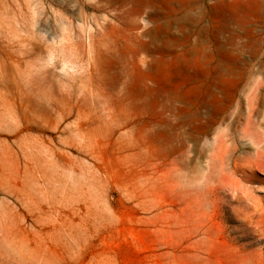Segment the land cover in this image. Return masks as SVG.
<instances>
[{"label":"rangeland","instance_id":"374dc122","mask_svg":"<svg viewBox=\"0 0 264 264\" xmlns=\"http://www.w3.org/2000/svg\"><path fill=\"white\" fill-rule=\"evenodd\" d=\"M147 1L0 0V264H264V0H179L142 90Z\"/></svg>","mask_w":264,"mask_h":264},{"label":"bare ground","instance_id":"6f19581e","mask_svg":"<svg viewBox=\"0 0 264 264\" xmlns=\"http://www.w3.org/2000/svg\"><path fill=\"white\" fill-rule=\"evenodd\" d=\"M147 2H148L147 6L150 5V7L158 5V6H156V9L153 10L152 14H150V16H149V18L152 21H158L162 18L167 19V22H165L164 25L161 24L158 26V30L156 32H154L155 34L151 38L152 39L154 38V40H157L158 38L165 37L167 41H165V45L163 44L162 46H157L150 41H144V42H141V44L133 52V54H132V52L130 53L129 51H124L122 53V55L120 56L121 67L117 68V71H116V73L119 74L120 77H124L126 79L125 84L128 85L127 78L131 74L132 68H134V66H136L137 71L139 72V74H141V76L143 78L142 85H141L142 90H144L143 85H144L145 76L147 74H156L157 73V70H155V69H157V65L155 66L154 63H152V64L149 63L145 68L142 67L141 64L145 62V56H147L150 52H153V51H162L164 53L165 50H171L168 47L169 45H174V44H177L180 42V40L178 39V37L176 35H173V34L168 32V28H170L171 23L178 21V5H179L180 1L179 0H158V1L148 0ZM157 2H158V4H157ZM141 9H142L141 6H137L136 8H134V12H132V14L134 16H139L142 12ZM186 15L188 16L187 12H186ZM191 21L194 22L195 20L191 19ZM152 33L153 32H149V35H152ZM135 56H138V58L136 59ZM190 56H192V55L190 54ZM206 56L210 57V55H206ZM201 58H204V57H201ZM188 61L180 63L176 58H174V60L167 62V60L165 59V56L164 57L160 56L156 59V62H158L162 65H165L167 67L166 71L169 74H172V73L180 74L183 72L189 73L188 72L189 67L193 68L191 73L195 74V75H198L200 73H203L204 75L205 74L210 75L212 72L211 71L212 69H215V70L218 69L217 71H219L220 73L222 71H224L223 65H218L215 68L214 67L211 68L208 63H207L206 68L203 71H199L200 66L196 67V68L194 66H190ZM12 64H16L15 60L12 61ZM197 68H198V70H197ZM218 91H220V90H218ZM143 92L145 93V91H143ZM231 105H232V100L230 99L227 107L228 106L231 107Z\"/></svg>","mask_w":264,"mask_h":264},{"label":"crops","instance_id":"0c3cea01","mask_svg":"<svg viewBox=\"0 0 264 264\" xmlns=\"http://www.w3.org/2000/svg\"><path fill=\"white\" fill-rule=\"evenodd\" d=\"M247 53L249 56L248 57L244 56V58L243 56L241 57V55H233L230 64L232 65H236V64L247 65V64H257V63L264 64V57L263 58L260 57L259 54L260 52L256 48H254L253 50H249V52L247 51Z\"/></svg>","mask_w":264,"mask_h":264}]
</instances>
